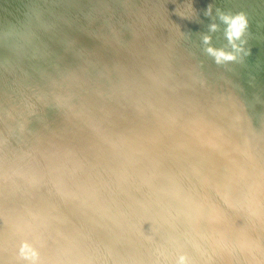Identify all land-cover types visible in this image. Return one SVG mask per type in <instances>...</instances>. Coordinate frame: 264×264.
<instances>
[{"label": "bare ground", "instance_id": "1", "mask_svg": "<svg viewBox=\"0 0 264 264\" xmlns=\"http://www.w3.org/2000/svg\"><path fill=\"white\" fill-rule=\"evenodd\" d=\"M67 2L59 0L52 8L43 0L23 3L28 9L20 5L26 13L17 11L23 14L17 13L19 21L13 10L16 19H6L12 3L10 9L1 7L2 11L7 7L3 15L8 14L2 19L0 12V19L12 23L3 22L6 26L0 33V85L4 78L26 72L34 81L20 82L21 86L38 82L39 87L47 88L45 94H57L67 87L68 98L74 96L73 88L78 94L76 101L86 98L94 104L79 121L69 117L66 122L97 129L93 135H101L99 129L114 122L113 127L101 129L113 137L97 138L92 150L77 162L76 177L67 181L76 184L77 191L90 177L104 179L99 172L100 156L107 147L116 150L117 158L134 152L140 160L136 165L121 158V164L119 159L112 163L116 171L106 179L114 189L107 200L92 211V217L80 206L71 224L77 228L84 223L83 229L89 231L85 238L96 237L90 245L75 246L73 255L56 264H264V90L258 88L257 76L264 70V0L208 2L210 11L205 10L211 20L203 23L199 33L196 28L200 24L193 22L199 21L204 9L197 7L171 18L166 4L149 16L144 6L124 13L117 6L119 0H69V8H65ZM76 14L92 16L79 20L85 27L81 35L67 27ZM156 14L160 20L147 36L139 28ZM66 19V24L51 22ZM110 19L112 28L104 37L98 62L68 74L66 65L81 59V47L94 38L97 23L91 20ZM25 24L33 31L23 33L19 26ZM246 25L261 35L253 36ZM122 27L135 30V38L126 37L112 47L110 41ZM158 30L172 40L166 51L178 54L184 48L185 56L176 62L154 59L150 68L133 66L137 57L129 49L138 52L140 42L156 50ZM192 32L196 33L194 38ZM103 35L100 31L97 39ZM187 36L192 41L183 47ZM253 53L256 58L250 62ZM236 74L242 77L235 78ZM114 89L127 95L101 102L104 92ZM215 90L221 93L216 99L210 95ZM32 103L35 112L39 98ZM62 106L54 103L48 112L59 114ZM28 114L24 112L22 118ZM11 115H6V123H10L6 132L15 138L29 136L31 131L27 130L20 137L18 115ZM41 195L35 198L44 200ZM67 196L76 198L74 192ZM114 197L119 199L111 206L109 201ZM35 198L25 197L30 203ZM14 201L6 202L10 206L0 208V214L17 211L24 215L27 209L15 210ZM56 206L59 209L64 203ZM27 216H33V223L38 224L52 215L40 211ZM28 219L15 220L20 229H14V221L13 227L3 228V224L11 225L0 221V264H29L31 261L19 256L21 251L41 259L42 253L30 250V246L55 241L46 233L51 220L43 228ZM65 220L60 218L59 223Z\"/></svg>", "mask_w": 264, "mask_h": 264}, {"label": "rangeland", "instance_id": "2", "mask_svg": "<svg viewBox=\"0 0 264 264\" xmlns=\"http://www.w3.org/2000/svg\"><path fill=\"white\" fill-rule=\"evenodd\" d=\"M18 1L20 3L16 0L14 1L17 3V5H15L16 3H12V0H0V12L2 13H0L2 15L0 16L2 19L3 16L6 17L5 15L8 13V15H10L12 10L14 11L13 13L16 12V16L18 14L21 15L23 11H25L23 13L25 14L26 10L22 11L24 8H21V6L26 9L27 7L25 4L27 3L28 5L32 0H21L23 2L20 0ZM43 1L49 5V8L57 7L59 3V0ZM244 1L249 3L251 0ZM153 2L157 3L154 4ZM208 2H213V0H199L198 2L197 0H119L117 6L120 10L125 11L124 13L126 14L133 12L135 9L138 10V7L144 6L148 13L147 15H149L150 12H158L162 10L164 4H166V13L171 18L177 16L180 12L187 14L194 7H197L199 10L204 9L200 16L197 17L199 21L193 22L197 23V25L200 24L199 27H194L197 32L204 25V22L211 20L209 12L205 10L207 9L210 11ZM11 3L14 7L18 8L19 6V10L14 7L13 9L11 7ZM141 3L144 5H140ZM10 4L11 6L9 7ZM3 6H8L9 9H12L8 12L6 11L7 7L6 9L4 8L5 11H3L8 13L3 15ZM65 8H69V0ZM248 9L249 8L245 7V10ZM17 11L22 13H18ZM20 15L17 16V19L19 18L18 21L20 20ZM11 16L15 17V15L11 13V15L8 18L6 17V19L11 20L10 18H12L13 20L14 17ZM82 17L89 19L92 16L87 14H85V16L84 14H80L79 16L76 14L68 20L69 26L67 27H70V29L78 35H81L85 31L84 25L79 24V20ZM152 17L153 18L149 21L145 20L147 23L143 27L139 28L143 29L147 36L154 31L156 23L160 20L158 14L152 15ZM6 19H0V23L2 24V27L0 26V33L3 32L1 28L4 29L3 26H6V24L3 25V22L7 23L8 20L6 21ZM15 19L13 23H15ZM62 21L65 22V24L67 23V19L54 20L51 22L60 23ZM91 21H94L93 23H97L93 29L94 38L85 42L81 47V59L72 60L71 64L66 65L65 70L70 75L78 70H81L83 67H90L94 62H98L100 56L98 53L102 47L104 37L112 28V19L105 22H96V20ZM7 25H9V23H7ZM13 27L11 26V28ZM19 27L23 33L33 31L31 28H27L26 24L23 27ZM246 30L251 32L253 36L261 35L253 32L251 27L248 25H246ZM100 31H103L104 35L97 39V35ZM193 33L194 32L190 34L192 38L196 35V33ZM134 34H136L135 30H130L128 27H122L121 30L115 33L110 41V45L112 47H116L121 44L122 39H126V37H131L132 39L135 38ZM167 34L168 33L165 32L161 35L160 30H158L155 35V42L157 43L156 50L149 49L147 44L141 45L140 42L137 47L139 48L138 52L129 49L131 54H135L137 57L134 62H132V65L140 66L141 68H150L152 60L154 59H168L172 62H176L178 59L184 57L186 53L184 48L183 52H178V54H181L180 56H178V54H172L170 51H166L164 49L167 45L172 44V40L169 36H167ZM189 36L184 39L183 47L190 45L192 39L188 41L187 39ZM76 40L79 41V39ZM121 46L123 45H120L119 47ZM79 48L80 46L77 47L78 50ZM255 58L256 54L253 53L251 55L250 62H253ZM194 59H197L196 55L194 56ZM79 64L82 65L79 66ZM10 72L13 73L15 71L12 68L10 69ZM234 76L235 78L242 77L240 74H236ZM257 76L259 79L258 88L260 90H264V70ZM31 78V75L24 72L18 76H8L4 78V84L0 85V188H3V193L0 194V208L5 210L8 206H10V204H6V202L15 200L12 205L15 210L16 208L19 210L23 208L24 211L27 209L24 215L23 213H18L17 211H4L0 214V221L6 220V223L9 222L7 224H10L11 226L3 224V228L8 229V227H13V225L17 222L16 219L19 217H21L24 221H26V218H29L27 221L34 224L33 220H35V218H33V216H27L29 213L40 211L41 213L49 212L52 216L34 225H39L38 227L42 226L44 228L46 222L51 220L52 223H48L49 229L46 230V233L48 237L55 240L53 244L30 246V250H36L42 253L43 257L41 259L31 258V253L29 251H21L19 256H24L26 260L31 261L29 264H56V262L61 260L62 257L66 258L73 255L75 246L80 244L90 245L96 237L85 238L89 231H86L85 227L83 229L82 226H84V223H80L77 228L71 226V224L74 219L73 215L77 212L80 206H83L87 210L85 214H90L92 217V211L98 209L97 207L107 200L109 194L114 189L112 182L106 179L109 175L116 171L112 163L119 159V163L121 164V159H129L131 163L136 165L139 164L138 161L140 159L134 156V152H131L126 156H121V159L117 158L116 150L113 147H107L100 156L99 172L104 176V179L99 181L90 177L85 180V183L77 188L79 190L77 191L76 184L72 185L71 183H67L68 180H73L76 177L75 166L77 162L84 157L86 153H89L90 150H92V148L96 145L97 138L102 137L108 140L110 137H113L101 129L105 130L106 128L113 127L114 122L105 123L103 127L99 129L100 132H98V134L101 135L92 134V132L97 129H85V126H79L77 123H73L71 121L66 122L65 118L69 119V117H75L77 118L76 120L79 121L85 112L94 109V104L90 100H86V98L76 101L78 94L73 88L71 90H73L74 96L68 98L67 95L70 91H68L67 87H63L57 94H51L48 92L45 94L47 88L39 87L38 82L25 86L19 85L20 82L34 81L30 80ZM238 89L239 88H236L235 91ZM126 95V92L121 89L106 90L101 96V102L104 101L103 99L108 102H113L120 96ZM210 95H213L214 99H216L221 95V93L220 90H215ZM66 97L68 99L67 103L65 102ZM38 98L40 101L39 108L34 112L35 107L33 105L34 102L32 103V101H36ZM22 99H26L27 102L25 103ZM54 103L63 104V106L60 107L62 110L61 113L56 114L48 112L49 106ZM16 111H18V113H16ZM42 111L45 114H40ZM12 112L15 115H18L15 117H18L19 119L16 126L18 128V133H21L20 137H23L24 131H31V134L26 138H15L12 132H6V127L10 124L6 123V115H11ZM24 112H29V114L22 118V114ZM147 131L149 132L150 130L148 129ZM87 134H92L93 137H88ZM51 149H55L56 153L53 154L50 152ZM62 167H64V170L59 172L58 170ZM68 192H74L76 198L70 199L67 196ZM40 194H42L40 198L44 197L45 199L38 201L35 197ZM27 196L34 197V202H28L25 199ZM118 199V197L112 198L109 201V205L113 206ZM60 203H64V206L56 209V205ZM45 204H48V206H45ZM60 218H65V222L59 223ZM55 220L59 224L58 227L55 226ZM12 222L13 225L11 224ZM31 224L29 226H31ZM15 225L14 229H20V226ZM78 229L80 232H78ZM79 238L85 241L83 242V240ZM60 243H62V247L58 248ZM20 263H22V260H20Z\"/></svg>", "mask_w": 264, "mask_h": 264}, {"label": "clouds", "instance_id": "3", "mask_svg": "<svg viewBox=\"0 0 264 264\" xmlns=\"http://www.w3.org/2000/svg\"><path fill=\"white\" fill-rule=\"evenodd\" d=\"M237 31H239V29H238ZM219 55L223 56V55H224V53H220Z\"/></svg>", "mask_w": 264, "mask_h": 264}]
</instances>
